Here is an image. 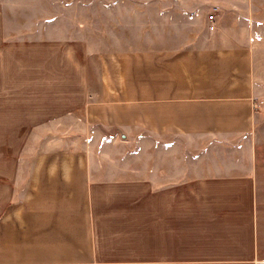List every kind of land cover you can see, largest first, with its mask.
Wrapping results in <instances>:
<instances>
[{"label": "crops", "instance_id": "0c3cea01", "mask_svg": "<svg viewBox=\"0 0 264 264\" xmlns=\"http://www.w3.org/2000/svg\"><path fill=\"white\" fill-rule=\"evenodd\" d=\"M247 1H108L117 28L38 17L0 65V264H264Z\"/></svg>", "mask_w": 264, "mask_h": 264}, {"label": "rangeland", "instance_id": "374dc122", "mask_svg": "<svg viewBox=\"0 0 264 264\" xmlns=\"http://www.w3.org/2000/svg\"><path fill=\"white\" fill-rule=\"evenodd\" d=\"M108 1H110L109 4H111L112 1H142L143 3H147L144 1L149 0H0V65H3L7 58L13 56H15L18 61L23 60L24 55H22L19 48L21 44H27V42H21L20 39H27V37H34L33 39H35L37 34L29 33V31L37 28L38 21L40 20L38 17H41L42 15L47 19L52 14H61L63 20L66 21L65 24L69 25L72 22L74 23L73 20H75L76 23L78 22V24L82 26V28H85V23L90 21L94 25L93 27L96 26V28L99 29L101 25L106 24L102 14H105L106 16L109 14L108 19L111 20L114 27L116 26L115 28H117V25L123 24V22L119 23L115 19V11L121 6H106ZM247 4L248 10H245L242 6H238L237 12L250 13V16L242 18L238 23L244 30L245 38L253 50L254 75L259 86V90L255 97L256 107L255 124L252 131V156L257 159L256 179L259 190L257 209L262 232L261 237L263 239L262 249L264 252V0L247 1ZM135 8H138L141 11L140 26L139 28H136L137 33L141 34V36L130 39V44L135 43L142 48H146L149 43V8L148 5H141L140 7ZM75 15L76 19H74ZM174 18L178 19V17ZM185 27H187L185 26V21H182V28ZM204 27L205 30L211 32L213 30L210 29L211 27L213 28L212 24L209 26L204 22L198 23L197 25H189V32L187 31L188 36H180L181 31L179 28L177 30L178 36L173 37L172 41L174 44L190 43V41L194 40L197 29L203 30ZM127 40L126 44L128 43ZM11 47H13V51ZM15 49L18 50L16 51ZM24 139L25 135L14 134V157H21L27 154L22 153V149L26 144ZM234 142L238 145L242 143V140L237 139Z\"/></svg>", "mask_w": 264, "mask_h": 264}, {"label": "built area", "instance_id": "2783aa9c", "mask_svg": "<svg viewBox=\"0 0 264 264\" xmlns=\"http://www.w3.org/2000/svg\"><path fill=\"white\" fill-rule=\"evenodd\" d=\"M212 18H213V16L210 15V16H209V20H212ZM210 29H213V28L211 27Z\"/></svg>", "mask_w": 264, "mask_h": 264}]
</instances>
